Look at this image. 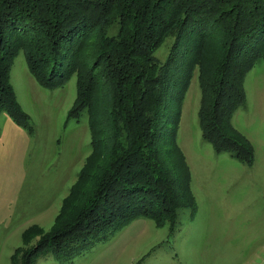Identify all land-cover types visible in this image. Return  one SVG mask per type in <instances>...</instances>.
Masks as SVG:
<instances>
[{
  "label": "trees",
  "instance_id": "16d2710c",
  "mask_svg": "<svg viewBox=\"0 0 264 264\" xmlns=\"http://www.w3.org/2000/svg\"><path fill=\"white\" fill-rule=\"evenodd\" d=\"M168 36L160 61L154 52ZM19 51L41 85L60 86L75 74L67 117L87 113L91 158L78 180L92 183L80 201L70 189L48 233L25 230L40 237L21 264L47 252L69 261L140 216L172 229L178 209L194 208L181 191L191 175L177 135L195 70L201 137L217 153L253 162L232 117L245 99V75L264 61V0H0V111L32 130L9 80Z\"/></svg>",
  "mask_w": 264,
  "mask_h": 264
},
{
  "label": "rangeland",
  "instance_id": "374dc122",
  "mask_svg": "<svg viewBox=\"0 0 264 264\" xmlns=\"http://www.w3.org/2000/svg\"><path fill=\"white\" fill-rule=\"evenodd\" d=\"M171 39L166 37L156 48L160 61ZM9 80L32 130L17 125L6 110L0 111V264H21L40 237H25V230L34 226L39 233H48L70 189H76L78 201L90 191L92 183L78 180V173L91 158V145L87 113L77 120L67 117L76 93L75 74L60 86L41 85L19 51ZM243 84L245 99L234 111L232 124L253 146L250 165L229 152H215L201 137V90L195 70L182 102L177 135L191 175L188 189L183 186L181 191L187 193L185 199L194 201V208L178 209L172 229L169 223L158 225L140 216L102 233L69 261L47 252L35 264H264L261 58ZM167 156L176 164L173 154Z\"/></svg>",
  "mask_w": 264,
  "mask_h": 264
}]
</instances>
